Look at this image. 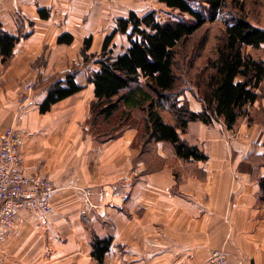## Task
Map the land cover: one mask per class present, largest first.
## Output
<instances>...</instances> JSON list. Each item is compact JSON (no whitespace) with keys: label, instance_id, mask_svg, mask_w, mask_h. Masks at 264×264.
I'll return each instance as SVG.
<instances>
[{"label":"crops","instance_id":"crops-1","mask_svg":"<svg viewBox=\"0 0 264 264\" xmlns=\"http://www.w3.org/2000/svg\"><path fill=\"white\" fill-rule=\"evenodd\" d=\"M150 10L143 0H0L1 28L20 35L8 65L0 56V136L14 124L23 169L54 186L51 214L20 210L11 229L0 231V264H99L94 235L111 237L104 264H206L213 249H223L230 264H264V167L246 158L264 153V122L241 119L226 129L190 121L182 136L208 159L182 161L160 141L156 152L165 162L150 173L139 158L138 109L137 122L112 138L88 124V74L98 66H83L85 39L91 36L88 53L97 56L118 18ZM63 34L72 42L60 43ZM128 46L126 34L116 32L113 54ZM75 67L81 89L40 112L52 80ZM27 81L34 89L18 110Z\"/></svg>","mask_w":264,"mask_h":264},{"label":"trees","instance_id":"trees-1","mask_svg":"<svg viewBox=\"0 0 264 264\" xmlns=\"http://www.w3.org/2000/svg\"><path fill=\"white\" fill-rule=\"evenodd\" d=\"M159 2L171 10L165 19L161 20L154 9L143 15L130 11L126 18L117 19L116 28L105 37L99 55L88 53L91 36L81 48L83 66L87 62L98 66L88 74V82L94 87L88 119L90 128L97 136L112 138L132 125V112L138 109L141 112L137 133L139 158L146 165V173L163 167L165 158L156 152L160 141L171 143L177 159L182 161L208 159L182 136L190 121L209 125L220 122L226 129L236 128L241 119H246L248 124L264 122V27L254 22L251 12L254 6L264 5V0ZM218 19L224 25L221 33L215 37L204 64L197 66L208 39L202 34L198 43L191 44L190 40L206 23ZM116 32L126 34L129 42L125 51L117 55L111 48ZM19 39L20 35H10L0 24V56L5 66ZM72 40L71 34L58 38L60 43L69 44ZM78 70L75 67L52 80L39 106L40 112L48 111L52 104L81 89L74 81ZM187 88L200 102L199 111L191 109L187 101L181 102L180 96ZM163 111L172 114L173 123L164 118ZM114 120L117 122L112 127L113 135L103 125L110 126ZM246 158L264 167V153L252 152ZM258 181L260 198L264 200V175ZM110 243L111 237L93 236L92 256L99 264H104Z\"/></svg>","mask_w":264,"mask_h":264},{"label":"built area","instance_id":"built-area-1","mask_svg":"<svg viewBox=\"0 0 264 264\" xmlns=\"http://www.w3.org/2000/svg\"><path fill=\"white\" fill-rule=\"evenodd\" d=\"M18 96L21 110L33 92V82L27 81ZM22 138L14 124L0 136V231L7 232L20 210L51 214L54 211V186L48 177L27 173L22 167ZM206 264H230L223 249H213Z\"/></svg>","mask_w":264,"mask_h":264},{"label":"rangeland","instance_id":"rangeland-1","mask_svg":"<svg viewBox=\"0 0 264 264\" xmlns=\"http://www.w3.org/2000/svg\"><path fill=\"white\" fill-rule=\"evenodd\" d=\"M143 2H146V6L148 5L150 8H153V9L157 10L159 18L161 20L165 19L167 14H168V12L171 11L170 9L166 8L164 6V4L160 3L159 0H143ZM249 6H250V9L252 10V8H251L252 5L250 4V2H249ZM261 7H264V5L261 4L260 8ZM260 8L257 5L254 6V10L251 11L252 12V16H254V17L253 18L251 17V18L254 19L255 23H258L259 25L264 27V8H262V9H260ZM172 13H173V15L177 14L176 12H172ZM223 26L224 25H223L221 19H218L217 21H214V22H208V23L205 24L203 29L200 30L198 33H196V35L190 40L191 44H196V43H198L197 39L202 34H205L206 38L208 39L207 47H206V49H205V51L203 53L204 55L197 60V63H196L197 66H200V65L204 64L206 56H208L211 53V49H212V45H213V42L215 40V37L221 33V30H222ZM192 48L193 47L191 46V49ZM263 51H264V47H263ZM184 90L185 91H184L183 95L180 96L181 102L187 101L189 103V106H190V102H191V105H194L195 104L194 99H196V98L193 96L191 91L188 90V88L184 89ZM257 105L255 107H257ZM252 109H253L252 113H254L255 112V108H252ZM162 113L164 115V118L167 121L173 119V116H172V114L170 112L163 111ZM244 120L246 121V119H244ZM116 122H117V120H114L113 123L110 126L107 125V124H104L103 128L105 130H109L110 133H112L114 135L115 133L112 130V127L116 125ZM133 122L134 123L137 122V119L134 116H133L132 121H130V123H133ZM139 122H140V126H141V117H140Z\"/></svg>","mask_w":264,"mask_h":264}]
</instances>
